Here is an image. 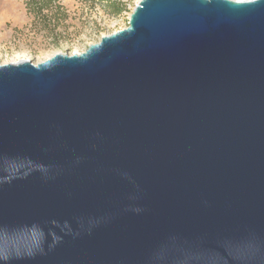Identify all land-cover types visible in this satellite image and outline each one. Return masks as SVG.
<instances>
[{"label": "water", "instance_id": "water-1", "mask_svg": "<svg viewBox=\"0 0 264 264\" xmlns=\"http://www.w3.org/2000/svg\"><path fill=\"white\" fill-rule=\"evenodd\" d=\"M128 17L0 64V264H264V0Z\"/></svg>", "mask_w": 264, "mask_h": 264}, {"label": "rangeland", "instance_id": "rangeland-1", "mask_svg": "<svg viewBox=\"0 0 264 264\" xmlns=\"http://www.w3.org/2000/svg\"><path fill=\"white\" fill-rule=\"evenodd\" d=\"M139 0H0V64L80 53L124 28ZM123 7L114 13L112 3Z\"/></svg>", "mask_w": 264, "mask_h": 264}, {"label": "trees", "instance_id": "trees-1", "mask_svg": "<svg viewBox=\"0 0 264 264\" xmlns=\"http://www.w3.org/2000/svg\"><path fill=\"white\" fill-rule=\"evenodd\" d=\"M112 8H113V12L114 13H117V12H119L122 8H124L123 7V4H120L119 2L117 3V2H114V3H112Z\"/></svg>", "mask_w": 264, "mask_h": 264}]
</instances>
